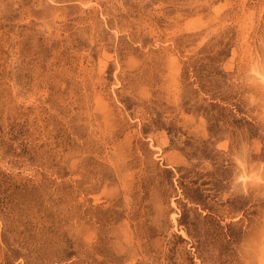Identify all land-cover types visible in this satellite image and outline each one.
<instances>
[{
  "label": "rangeland",
  "instance_id": "374dc122",
  "mask_svg": "<svg viewBox=\"0 0 264 264\" xmlns=\"http://www.w3.org/2000/svg\"><path fill=\"white\" fill-rule=\"evenodd\" d=\"M0 264H264V0H0Z\"/></svg>",
  "mask_w": 264,
  "mask_h": 264
}]
</instances>
